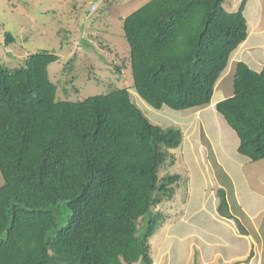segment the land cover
<instances>
[{
    "label": "trees",
    "instance_id": "obj_1",
    "mask_svg": "<svg viewBox=\"0 0 264 264\" xmlns=\"http://www.w3.org/2000/svg\"><path fill=\"white\" fill-rule=\"evenodd\" d=\"M224 1L148 0L123 17L133 87L150 107L210 103L247 35L244 1L234 12ZM55 60L47 49L16 66L0 59V264H151L148 239L164 218L154 208L179 180L160 170L182 132L152 123L126 87L58 97ZM214 107L236 154L264 159V66L238 62L232 95ZM222 210L232 217L226 201Z\"/></svg>",
    "mask_w": 264,
    "mask_h": 264
},
{
    "label": "rangeland",
    "instance_id": "obj_2",
    "mask_svg": "<svg viewBox=\"0 0 264 264\" xmlns=\"http://www.w3.org/2000/svg\"><path fill=\"white\" fill-rule=\"evenodd\" d=\"M147 1L0 0V59L9 66H16L20 58L29 53L47 49L57 55V60L49 64L48 72L58 97L76 101L126 87L132 101L152 123L163 128L173 126L182 132L180 146L167 150L168 157L160 170L161 174L177 173L179 180L173 197L154 208L164 218L158 220L157 228L148 239L149 256L153 261L159 251L156 245L166 229L170 226L173 230L184 229L176 217L182 216L189 204L187 189L193 163L217 171L216 180H224V183L229 179L223 178L222 169L231 171L239 183L236 186L242 202L254 207L259 202L254 194L264 196V159L250 161L236 154L237 136L216 110L204 111V106L187 110L165 106L154 109L136 93L122 19ZM239 1L225 0L223 8L234 12L238 4L232 9L230 6ZM5 31L13 36V42H5ZM191 184H196L193 179ZM229 196L231 193L228 195L226 191L223 202L216 194L217 203L224 207L225 201L229 203ZM223 207L219 206V210ZM234 209L246 219L242 210Z\"/></svg>",
    "mask_w": 264,
    "mask_h": 264
},
{
    "label": "crops",
    "instance_id": "obj_3",
    "mask_svg": "<svg viewBox=\"0 0 264 264\" xmlns=\"http://www.w3.org/2000/svg\"><path fill=\"white\" fill-rule=\"evenodd\" d=\"M243 1L247 35L231 52L225 69L215 83L210 103L203 107L204 111L212 113L217 101L232 95L234 70L238 62H244L255 71L264 66V0H240L233 3L230 9L237 4L239 8ZM214 171L197 162L192 164L187 189L189 204L183 215L176 217L184 229L173 230L171 226L166 229L155 248L159 250L155 254L158 260L154 259L152 264H264L263 194H254L259 200L256 206H245L237 190L239 183L231 175L232 172L222 169L223 178L227 176L229 179L224 183V180H216L217 171ZM191 179L196 184H191ZM220 188L228 195L231 193L227 205L232 217L219 210L216 190ZM233 207L242 210L246 219L243 220ZM155 260L157 263H154Z\"/></svg>",
    "mask_w": 264,
    "mask_h": 264
},
{
    "label": "clouds",
    "instance_id": "obj_4",
    "mask_svg": "<svg viewBox=\"0 0 264 264\" xmlns=\"http://www.w3.org/2000/svg\"><path fill=\"white\" fill-rule=\"evenodd\" d=\"M229 12V11H228ZM145 102V101H144ZM146 103V102H145ZM147 104V103H146ZM205 106V105H204ZM166 107V106H165ZM200 107H202V106H200Z\"/></svg>",
    "mask_w": 264,
    "mask_h": 264
}]
</instances>
